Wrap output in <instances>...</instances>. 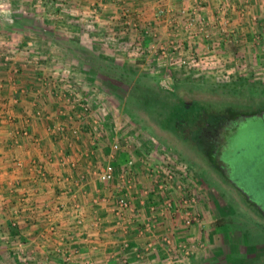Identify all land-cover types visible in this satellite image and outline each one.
<instances>
[{
    "label": "crops",
    "instance_id": "obj_1",
    "mask_svg": "<svg viewBox=\"0 0 264 264\" xmlns=\"http://www.w3.org/2000/svg\"><path fill=\"white\" fill-rule=\"evenodd\" d=\"M192 10L210 22L215 45L226 38L219 34L222 14L239 34L216 54L223 70L264 75V0H0V264H191L181 249L197 240L199 230L185 231L176 209L163 211V196H154L161 220L152 224V234H141L133 223L141 214L120 217L115 211L120 194L144 209L142 199L157 188L148 170L162 161L146 166L144 156L152 151L140 147L133 186L101 183V164L114 159L119 166L126 153L111 155L115 132L100 126L109 121L104 115H67L72 84L76 91L87 88L80 77L88 71L84 64L61 57L58 62L57 49L36 40L88 37L97 44L108 40L116 51L141 45L146 58L153 57L148 54L154 45L162 55L161 45L185 40L209 55L193 33L180 28L188 19L184 12ZM21 24L28 30L20 31ZM40 24L64 28L42 32ZM117 41L124 48L117 49ZM73 51L80 54L79 47ZM69 78L75 82L67 84ZM78 93L85 98L82 89ZM173 189L168 195L174 198L180 192L175 184ZM164 236L172 246L163 243Z\"/></svg>",
    "mask_w": 264,
    "mask_h": 264
},
{
    "label": "rangeland",
    "instance_id": "obj_2",
    "mask_svg": "<svg viewBox=\"0 0 264 264\" xmlns=\"http://www.w3.org/2000/svg\"><path fill=\"white\" fill-rule=\"evenodd\" d=\"M25 27L28 24H21L20 31L28 30ZM37 27L38 31L57 33L64 28L58 24H40ZM93 39L85 37L84 40L68 41L55 40V36H51L50 40L36 42L45 45V49L56 48L58 52L54 56L58 62L61 57L68 63L84 64L88 70L80 73V77L87 82V88L78 86V91L81 93L82 89V96L85 97L84 94L92 90L90 98L79 99L75 95L79 93L72 84L75 81L67 79V84L73 86L67 115H104L109 119L108 122H101L100 126L113 128L115 137L108 144L113 151L111 155L118 159L121 153H126L123 155L126 164L121 162L117 166L112 159L105 165L114 164L121 170L130 160L136 165L134 160L142 155L138 150L145 147L152 151L144 156L146 166L153 161H162L161 165L150 167L148 173L151 177L160 182L165 173H173L174 180L169 190H159L157 183V188L142 199L141 206L149 209L148 213L134 208L130 202L133 212L129 214H141V219L134 218L133 223L141 229L157 224L161 213L154 196H163L160 200L164 198L165 201L163 211L176 209L172 211L182 221L185 231L199 230L197 240L195 238L181 249V256L187 262L264 264V119L247 123L241 120L245 125L235 142L230 141L231 146H228L235 149V155L226 158L234 166L235 174L231 167L220 166L217 161L216 168L203 154L205 144L197 142V132L210 122L212 116L228 115L229 111L243 114L241 117L264 112V75L217 71L210 65L200 66V69L172 65L171 58L156 51V45L150 48L152 52L149 50L148 55L153 57L146 58L140 55L147 53L146 49L140 52L144 48L141 45L133 51L131 47L127 51H116L108 40H100L97 44ZM116 45L117 49L124 48V42L117 41ZM164 46H160V51ZM76 47H79V55L73 51ZM132 52L133 55L127 54ZM63 83L66 84V81ZM236 129L229 127L230 133L236 132ZM198 133L203 134L202 131ZM114 144L119 145L118 151L113 150ZM153 151L156 155L151 158ZM162 165L164 169L158 167ZM103 167L101 164V169ZM133 168L129 176L131 186L134 184ZM163 172L165 175L161 174ZM116 183L123 187L121 181ZM174 184L179 187L180 194L175 195L177 199L168 195L174 191ZM192 199L195 200L193 203L185 205V200ZM179 204L180 208L177 207ZM181 208L184 211L178 213ZM190 208L198 217V223L187 229L185 222ZM187 251H190L189 255L185 254Z\"/></svg>",
    "mask_w": 264,
    "mask_h": 264
},
{
    "label": "built area",
    "instance_id": "obj_3",
    "mask_svg": "<svg viewBox=\"0 0 264 264\" xmlns=\"http://www.w3.org/2000/svg\"><path fill=\"white\" fill-rule=\"evenodd\" d=\"M197 10V9H196ZM162 15L164 14V11L162 10L160 12ZM188 15V16H187ZM223 16H218L217 21L219 20L220 23V30L219 34L222 36H226L225 42L220 43L218 46L213 43V31L210 30V22L205 21V19L201 16L200 12H196L194 10L190 12H184V16H186V21H184V24H180L181 30L187 34V33H193L192 38L198 39L200 42L204 44L205 51L209 55H205L203 53L197 52L194 48V44L186 43L185 40L183 41H172V45L167 49L166 47H162L161 53L163 56H166L167 58H171L173 61L172 65H179V66H193L197 67V69H200V66H208L210 67H216L217 71H225L219 64L217 57V52L221 50L223 47V44H231L236 41L238 38V33L234 29H230V18L226 14H222ZM141 48V51L142 52ZM159 53V50H156ZM218 63V64H217ZM217 64V65H216ZM73 94V93H72ZM71 96V95H70ZM75 96V95H74ZM74 99H76L74 97ZM76 134V131H74ZM113 150L118 151L119 145L114 144L112 146ZM134 166V162L132 160L128 161L127 166L121 170V173L118 172L117 167L114 164H107L104 166L99 172H98V179L103 184H112L117 181H121L123 183V186H125L126 189H129L131 187V181L129 179L131 169ZM161 173L162 175H165V178L163 180L157 181L158 183V189L161 191L169 190L172 187L171 182L174 180L173 173ZM160 174V172H159ZM158 176V175H156ZM160 176V175H159ZM195 200L192 199V201L185 200V205L193 203ZM187 205V206H188ZM116 213L120 217L125 215L126 213L129 214V212H133L132 206L130 201L126 198V196L122 195L119 196L117 199V205H116ZM190 207V206H189ZM191 210V208H190ZM192 211V210H191ZM188 212V217H186L185 226L187 229H191V227L194 226V224H197L198 217L195 215V213ZM125 217V216H124ZM146 232H152L151 227H146L141 229V234H145ZM163 243L166 244L167 247L172 246V242L168 236L163 237ZM194 248V246H192ZM185 248V247H183ZM186 255L190 254V251H187L185 253Z\"/></svg>",
    "mask_w": 264,
    "mask_h": 264
},
{
    "label": "trees",
    "instance_id": "obj_4",
    "mask_svg": "<svg viewBox=\"0 0 264 264\" xmlns=\"http://www.w3.org/2000/svg\"><path fill=\"white\" fill-rule=\"evenodd\" d=\"M231 112V113H230ZM233 111L227 112L228 115H218L216 117L212 116L210 118V122H207V127L204 126V128L200 129L198 132H203V134L197 132V138L198 143L205 144L206 148H203L205 150V153L203 151V154H205L209 162L213 163V165L217 168L216 161L219 159V155L223 151V145L228 140L227 135H230L229 127L232 126V124L235 121L241 120L240 113H232ZM233 114V115H231ZM253 116V115H251ZM233 127V126H232ZM229 132V133H228ZM201 146V145H200Z\"/></svg>",
    "mask_w": 264,
    "mask_h": 264
},
{
    "label": "flooded vegetation",
    "instance_id": "obj_5",
    "mask_svg": "<svg viewBox=\"0 0 264 264\" xmlns=\"http://www.w3.org/2000/svg\"><path fill=\"white\" fill-rule=\"evenodd\" d=\"M252 115L253 116H244V117H240V118H241V120H245V123H247L250 120H261V119H264V112L254 113ZM260 115H263V116H260ZM241 120L235 121L232 124L233 127H237L236 132L230 133V135L227 136L228 141H226L227 142V143H225L226 145L224 144V146H223L224 150L219 155V159H217V162L219 163L218 165L223 166V167L225 165H226V167H231L232 171L234 169V166L226 158L229 157V156L231 157V156L235 155V149L234 148L233 149L229 148L231 146L230 141L231 142L232 141L235 142V139H236L237 135L243 129L245 124L243 125L244 122H241ZM233 174H235L234 171H233ZM262 201H264V199Z\"/></svg>",
    "mask_w": 264,
    "mask_h": 264
}]
</instances>
